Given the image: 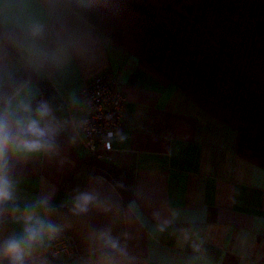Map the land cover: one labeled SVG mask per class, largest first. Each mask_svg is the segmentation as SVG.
Returning <instances> with one entry per match:
<instances>
[{
  "label": "crops",
  "instance_id": "obj_1",
  "mask_svg": "<svg viewBox=\"0 0 264 264\" xmlns=\"http://www.w3.org/2000/svg\"><path fill=\"white\" fill-rule=\"evenodd\" d=\"M68 1L91 2L0 0V112L22 118L47 101L57 128L55 154L12 162L15 204L49 198L45 214L77 252L56 262L49 240L29 264H264V167L236 151L232 127ZM105 70L125 95L123 127L97 158L77 129L87 112L79 89ZM75 189L101 203L73 215ZM17 215L0 205V242L21 231ZM102 229L116 249L96 238Z\"/></svg>",
  "mask_w": 264,
  "mask_h": 264
},
{
  "label": "trees",
  "instance_id": "obj_2",
  "mask_svg": "<svg viewBox=\"0 0 264 264\" xmlns=\"http://www.w3.org/2000/svg\"><path fill=\"white\" fill-rule=\"evenodd\" d=\"M73 9L236 132L264 167V0H91Z\"/></svg>",
  "mask_w": 264,
  "mask_h": 264
},
{
  "label": "clouds",
  "instance_id": "obj_3",
  "mask_svg": "<svg viewBox=\"0 0 264 264\" xmlns=\"http://www.w3.org/2000/svg\"><path fill=\"white\" fill-rule=\"evenodd\" d=\"M26 111L33 112L31 109ZM54 121L55 117L47 101H41L34 114L22 118L13 119L7 112H0V205L11 206L12 211L18 213L16 221L22 225L20 232L0 242V261L3 264H29L33 252L62 231V227L45 214L51 208L49 198H40L26 204L23 209L15 204L17 183L11 174L13 161L57 152V128ZM74 192L70 209L73 215L85 214L91 206L101 203L98 194L92 191L75 189ZM167 223L165 221L159 226L161 232ZM96 238L104 246L112 249L118 247L110 230H100ZM184 239H187V235ZM193 247L199 250V245Z\"/></svg>",
  "mask_w": 264,
  "mask_h": 264
},
{
  "label": "built area",
  "instance_id": "obj_4",
  "mask_svg": "<svg viewBox=\"0 0 264 264\" xmlns=\"http://www.w3.org/2000/svg\"><path fill=\"white\" fill-rule=\"evenodd\" d=\"M79 98L87 108L86 114L77 122L82 144L91 155L103 158L112 150V139L123 127V89L116 82L114 73L105 70L81 85ZM46 252L56 262L77 256L73 240L65 235L52 239Z\"/></svg>",
  "mask_w": 264,
  "mask_h": 264
}]
</instances>
